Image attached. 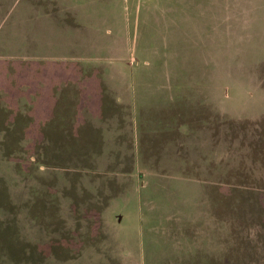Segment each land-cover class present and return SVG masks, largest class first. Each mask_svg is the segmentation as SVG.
I'll use <instances>...</instances> for the list:
<instances>
[{
    "label": "rangeland",
    "instance_id": "374dc122",
    "mask_svg": "<svg viewBox=\"0 0 264 264\" xmlns=\"http://www.w3.org/2000/svg\"><path fill=\"white\" fill-rule=\"evenodd\" d=\"M184 3L0 0V264H264V50L190 83Z\"/></svg>",
    "mask_w": 264,
    "mask_h": 264
},
{
    "label": "crops",
    "instance_id": "0c3cea01",
    "mask_svg": "<svg viewBox=\"0 0 264 264\" xmlns=\"http://www.w3.org/2000/svg\"><path fill=\"white\" fill-rule=\"evenodd\" d=\"M184 15L187 26V44L184 46L185 74L190 83H220L217 78L222 75L225 63H229L212 57L207 61L212 62L214 67L209 69L207 62L206 65H202L204 62L202 57H207V52H204L205 48L203 49L204 34L209 30L204 23L206 25L210 22L214 25L212 29L218 45H237V48H234L235 54L232 55L237 56V60L246 51L255 53L264 50L261 47L264 45V0H215V2L185 0ZM262 61L264 64L263 58ZM189 63L192 68H189ZM197 69L200 70L199 73ZM199 77L206 79L197 80Z\"/></svg>",
    "mask_w": 264,
    "mask_h": 264
}]
</instances>
